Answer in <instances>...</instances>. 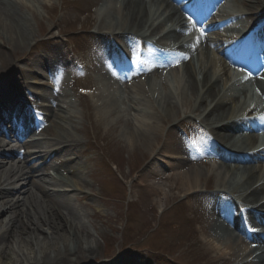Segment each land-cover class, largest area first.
I'll return each instance as SVG.
<instances>
[{"label": "bare ground", "instance_id": "obj_1", "mask_svg": "<svg viewBox=\"0 0 264 264\" xmlns=\"http://www.w3.org/2000/svg\"><path fill=\"white\" fill-rule=\"evenodd\" d=\"M230 1L232 6L227 10L220 6L219 0H193L190 7L184 0H104L95 11L94 19L99 35L109 36L112 43L122 37L139 38L150 47L148 70L133 74L132 66L127 65L118 75L126 74L128 81L135 76L134 80H148V84L155 74L163 79L169 75L177 83V93L158 95L153 103L148 100V117L137 125L146 130L144 136L140 134L144 141L155 131L156 135L160 132L158 122L164 125L181 103L197 113L203 128L214 136L213 144L217 148L210 157L217 161L215 168L220 170V175L211 194L225 201L220 202L221 210L217 214L204 221L207 247L212 250L218 245L238 264H264V54L253 56L255 61L241 59L233 47L224 42L234 37L232 27L224 25L226 22L243 18H253V25L264 22L263 14L253 15L255 8H264V0ZM24 9L30 7L21 1L0 0V111L10 107V99L21 98L29 91L27 79L32 72L15 75V67L7 55L11 49L28 46L32 37L31 19ZM29 14L33 18L34 15ZM186 31L192 32L187 36ZM254 31L253 39L264 37V23ZM206 32L211 33L206 35ZM114 51L121 52L118 48ZM215 53L219 58L214 57ZM175 64L177 68H167ZM44 65L40 60L29 62L32 69ZM230 66H242L243 71H248L246 75L241 73L240 80L231 84L229 90L227 68ZM109 80L106 84L111 87L113 80ZM118 80L124 79L118 77ZM255 89L260 96L255 95ZM151 91L155 95L156 92ZM46 95L48 105L45 109L35 113L26 110L29 121L21 132L14 128L0 131V149L7 147L4 154L0 150V214L5 215L0 226L5 222L6 227L0 234V264H23L11 258L21 248H27L31 255H39L29 261L25 259L27 264H85L92 254L90 247H82V234L74 224L77 210L72 196L67 194L72 178L79 175L81 169L71 164L70 156L75 159L78 156L75 141L64 130V136H53L51 145L55 150L52 155H58L59 171L67 176L55 172L53 182H49L43 176L54 164L51 154L43 153L35 159L29 151L39 146L33 140L24 139L35 129L39 133L44 131V123L59 128L57 119L69 120L59 104L64 96ZM38 97L32 93L29 99L36 101ZM112 99L120 102V97ZM140 137L138 141H143ZM64 141L69 145L62 149L60 145ZM159 146L152 152L153 161L166 158L160 162L164 171L175 170L186 161L181 152L171 150L167 138ZM12 157L16 159H10ZM200 170L191 169L182 176L172 173L162 179L168 183L178 178L173 186L167 188L165 184L167 190L192 195L200 192L197 191L198 183L204 174ZM159 172L154 166L149 173ZM231 208L236 209L237 215ZM238 210L243 216L238 215ZM14 244L24 245L17 246L16 251ZM35 247L38 251L34 252ZM105 264L126 263L112 260Z\"/></svg>", "mask_w": 264, "mask_h": 264}, {"label": "rangeland", "instance_id": "obj_2", "mask_svg": "<svg viewBox=\"0 0 264 264\" xmlns=\"http://www.w3.org/2000/svg\"><path fill=\"white\" fill-rule=\"evenodd\" d=\"M18 1L31 9L23 12L31 19L32 37L28 46L7 51L8 59L15 67V75L28 71L39 73L27 81L34 83L31 90L40 97L45 98L48 91L44 90L50 89L46 86L53 85L52 92L64 96L59 104L69 118L57 119L59 128L44 123V131H34L24 139L33 140L39 146L29 151L35 159L43 153L51 154L54 164L43 176L49 182H53L55 172H61L56 161L58 155H52L55 150L51 145L53 136H64V130L75 141L78 156L76 159L70 156L71 164L81 169L79 175L72 178L67 194L72 196L77 210L74 224L82 234V247L92 250L85 264H105L112 260L126 264H238L218 245L209 249L203 233L207 230L204 221L221 210L220 202L225 199L211 194L220 170L216 169L217 161L210 157L215 152L214 136L203 128L199 115L181 103L164 125L158 122L160 132L156 135L155 131L156 136L153 134L146 141L140 137L146 130L137 125L148 117V100L153 103L158 95L177 93L174 78L168 75L163 79L155 74L148 84V80H134L135 76L130 81L114 76L120 69L119 59L124 57L131 63L139 52L146 56L137 72L148 70L150 50L139 38L141 45L127 37L112 44L111 38L97 34L100 32H97L95 11L104 0ZM220 3L227 10L232 6L230 0ZM259 9L254 10L264 11ZM26 11L32 13L33 18ZM248 26L249 20L242 19L238 33ZM114 46L120 49L122 57L115 53ZM43 56L49 58L48 72L29 68L30 61L42 60ZM175 66L177 68L178 64ZM229 73L233 76V69ZM109 79L113 80L111 87L106 84ZM231 87L227 85L229 90ZM81 90L84 93H80ZM114 96L120 97V102H115ZM138 136L143 141H138ZM165 138L171 143V150L181 152L186 159L181 166H174L175 170L164 171L160 162L166 158L153 161L152 152ZM67 145L69 142L64 141L60 147L63 149ZM6 148L0 149L3 154ZM154 166L159 173H149ZM20 168L25 170L23 165ZM197 168L205 174L198 183L197 191L200 192L187 195V192L167 190L178 178L167 183L163 176L172 173L182 176ZM231 212L237 215L235 208H231ZM4 216L0 214V220ZM4 224L0 226V234L6 228ZM23 245L14 244L13 248L18 251L17 246ZM21 249L13 253L12 261L27 264L25 259L39 257L38 253L29 254L27 248ZM35 251H38L36 247ZM110 256L109 260L105 259Z\"/></svg>", "mask_w": 264, "mask_h": 264}]
</instances>
